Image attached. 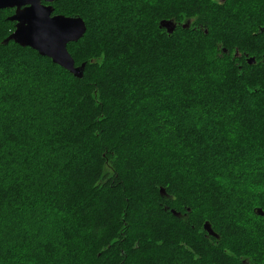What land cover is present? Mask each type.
Wrapping results in <instances>:
<instances>
[{
	"label": "trees",
	"instance_id": "trees-1",
	"mask_svg": "<svg viewBox=\"0 0 264 264\" xmlns=\"http://www.w3.org/2000/svg\"><path fill=\"white\" fill-rule=\"evenodd\" d=\"M51 4L82 78L0 9V264L264 261V0Z\"/></svg>",
	"mask_w": 264,
	"mask_h": 264
},
{
	"label": "water",
	"instance_id": "water-1",
	"mask_svg": "<svg viewBox=\"0 0 264 264\" xmlns=\"http://www.w3.org/2000/svg\"><path fill=\"white\" fill-rule=\"evenodd\" d=\"M57 0H0V9L15 8L10 21H15L14 30L3 40L6 44L12 40L22 47H30L40 55L47 56L51 61L68 70L74 77L82 78L85 62L75 65L74 59L67 49L69 42L78 41L86 31L84 20L80 16H66L53 13L51 4ZM189 23L182 24L187 28ZM159 27L164 28L168 34L176 28V22L172 19H161ZM225 51V48L223 49ZM255 62V57H248L247 63ZM172 214L180 213L171 210ZM256 214L264 216V211L257 207ZM204 229L212 235L209 222L203 224Z\"/></svg>",
	"mask_w": 264,
	"mask_h": 264
},
{
	"label": "flooded vegetation",
	"instance_id": "flooded-vegetation-1",
	"mask_svg": "<svg viewBox=\"0 0 264 264\" xmlns=\"http://www.w3.org/2000/svg\"><path fill=\"white\" fill-rule=\"evenodd\" d=\"M12 10H13V11H12V13H13L14 10H15V8H12ZM12 13H11V14H12ZM13 24H15V21H13ZM215 239H218V238H215ZM240 261H241V263H243V264H254V263H252V262H250V261H248L247 259H244V258H241ZM213 264H220V263H217V262L215 263V262H214ZM256 264H257V263H256ZM258 264H264V261H262V260L259 259V263H258Z\"/></svg>",
	"mask_w": 264,
	"mask_h": 264
},
{
	"label": "rangeland",
	"instance_id": "rangeland-1",
	"mask_svg": "<svg viewBox=\"0 0 264 264\" xmlns=\"http://www.w3.org/2000/svg\"><path fill=\"white\" fill-rule=\"evenodd\" d=\"M9 15H11V14H9ZM187 22L191 24L192 20L190 19V20H188ZM182 24H183V23H182ZM163 29H164V28H163ZM164 31H166V30L164 29ZM170 34H171V33H170ZM225 251H226V249H225ZM227 252H228V251H227ZM260 260H261V258H260Z\"/></svg>",
	"mask_w": 264,
	"mask_h": 264
}]
</instances>
